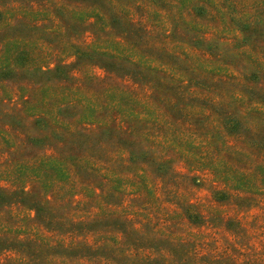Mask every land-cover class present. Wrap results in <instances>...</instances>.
I'll return each instance as SVG.
<instances>
[{"label":"rangeland","instance_id":"1","mask_svg":"<svg viewBox=\"0 0 264 264\" xmlns=\"http://www.w3.org/2000/svg\"><path fill=\"white\" fill-rule=\"evenodd\" d=\"M0 264H264V0H0Z\"/></svg>","mask_w":264,"mask_h":264},{"label":"trees","instance_id":"2","mask_svg":"<svg viewBox=\"0 0 264 264\" xmlns=\"http://www.w3.org/2000/svg\"><path fill=\"white\" fill-rule=\"evenodd\" d=\"M153 71L163 73V75L167 76L168 79L171 78V76L167 75L166 72L162 71V69H160V70L153 69ZM143 121H144V120H143ZM141 125H143V123H141ZM140 137L144 140V138H143V134H140Z\"/></svg>","mask_w":264,"mask_h":264}]
</instances>
